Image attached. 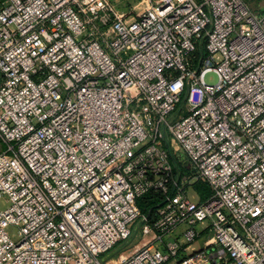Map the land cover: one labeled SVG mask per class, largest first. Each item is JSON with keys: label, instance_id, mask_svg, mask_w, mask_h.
Listing matches in <instances>:
<instances>
[{"label": "built area", "instance_id": "2783aa9c", "mask_svg": "<svg viewBox=\"0 0 264 264\" xmlns=\"http://www.w3.org/2000/svg\"><path fill=\"white\" fill-rule=\"evenodd\" d=\"M133 1L0 0V264H264V13Z\"/></svg>", "mask_w": 264, "mask_h": 264}, {"label": "rangeland", "instance_id": "374dc122", "mask_svg": "<svg viewBox=\"0 0 264 264\" xmlns=\"http://www.w3.org/2000/svg\"><path fill=\"white\" fill-rule=\"evenodd\" d=\"M125 0H118V6L120 9H126V6H124L122 3ZM250 6V8L259 15H262L264 13V0H246ZM133 3H135V0L133 1ZM203 80L207 83V84H216L218 81V75L215 71L213 70H208L203 74ZM183 109L184 112V97L182 98V100L180 101V103L177 105L175 111L172 113L173 117L176 116V114ZM6 145L3 143H0V152L3 151L5 149ZM173 147L178 149L177 145L175 143H173ZM187 166V163L185 162V168ZM186 170V169H185ZM195 185V184H194ZM193 185V186H194ZM189 194L192 196L194 195V192L191 188L188 189ZM195 197V196H194ZM10 202L8 200V198L6 196H1L0 197V209H5L7 207H9ZM139 222L136 223V228L139 226ZM7 233L9 234V236L11 238H13L14 240H17L18 238V229L13 226L10 225L7 227ZM210 232L209 231H204L203 233H201V235L198 237V239H196V241L194 242V245L196 248H200L202 246H204V242L205 240H207L208 236H209ZM140 236L136 235H131V237H129L128 239L122 240L120 242H118L112 249L102 253L98 260L100 263H107L108 260L111 261V263H115L117 262V257L119 253L122 254H127L130 251H132L133 249H135L138 246V242H140Z\"/></svg>", "mask_w": 264, "mask_h": 264}, {"label": "trees", "instance_id": "16d2710c", "mask_svg": "<svg viewBox=\"0 0 264 264\" xmlns=\"http://www.w3.org/2000/svg\"><path fill=\"white\" fill-rule=\"evenodd\" d=\"M194 188L201 199H205L210 193L209 187L204 182H197ZM163 201L164 195L157 190H150L136 200L139 209L148 217L149 221H153L156 218L157 209L162 205Z\"/></svg>", "mask_w": 264, "mask_h": 264}, {"label": "crops", "instance_id": "0c3cea01", "mask_svg": "<svg viewBox=\"0 0 264 264\" xmlns=\"http://www.w3.org/2000/svg\"><path fill=\"white\" fill-rule=\"evenodd\" d=\"M193 246L195 247V245L193 244Z\"/></svg>", "mask_w": 264, "mask_h": 264}]
</instances>
